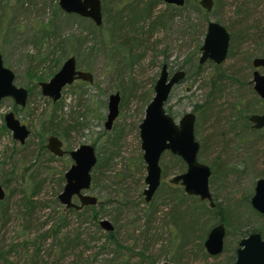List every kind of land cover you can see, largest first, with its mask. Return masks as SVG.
Segmentation results:
<instances>
[{
    "label": "rangeland",
    "instance_id": "1",
    "mask_svg": "<svg viewBox=\"0 0 264 264\" xmlns=\"http://www.w3.org/2000/svg\"><path fill=\"white\" fill-rule=\"evenodd\" d=\"M18 6L16 0H0V53L4 65L15 73V84L25 88L32 86L30 73L36 68L38 73L42 72L43 80H48L51 77V74L48 75L49 68L57 71L67 56L74 55L80 63L78 67L92 73L93 83L77 80L66 86L60 98L62 110L59 113L68 123L77 119L92 128L72 132L68 148L73 149L84 142H97L98 152L103 150L106 138H120L114 148L113 164L103 174L105 180H100L94 187L91 185L88 191L104 204L98 217L107 218L115 226L120 247L105 243L104 234L107 231L97 226L87 211L81 215L65 212L64 205L59 202L57 196L64 185V182L60 184V176L72 161L68 154L55 156L50 161L46 160V153L39 154V120L48 115L52 106L51 99L43 96L38 86L32 89L24 110L15 114L30 130L24 144L13 139L11 131L5 128L3 117L6 112L13 111L14 101L11 98L0 101V176L16 165L19 170L17 176L23 177L22 182H16L15 176L7 188L3 187L9 195V209L7 214H0V251L4 256L0 257V264H159L163 260L174 264H226L234 255L239 218L242 232L255 228L264 235V217L253 212L244 199L253 193L257 175L264 169V128L259 133L250 131L249 140L242 137L246 135L242 112L246 109L251 110L250 113L264 112V109L259 111L264 106V100L255 92L251 81L253 57L261 52L263 54L259 55L264 56L261 37L264 0H216L207 16L232 33L231 55L217 65L218 69L211 61L204 63L198 74L194 71L195 65H186L183 80L174 87L167 102L176 119L187 111L196 115L195 136L200 143L198 159L211 167L210 190L215 200L229 212L227 216L230 215L225 223L224 250L218 256H209L204 247L203 250L200 248L217 220L212 212L210 215L193 208L195 215L181 218L179 225L176 217H172L174 206H180L179 211L187 213L182 208L198 204L200 200L197 198L195 202L187 197L177 204L176 198L171 199L167 195L173 191L167 186L168 178L179 172L172 167L171 154L165 152L161 159L168 174L162 180L164 185L153 197L152 207H148L142 195L145 167L141 173L132 162L142 156L138 124L146 105L141 98L148 94L150 100L154 94L160 66L153 64V59L159 61L162 58L158 50L167 49L170 56L168 65L174 68L183 64L195 42L202 43L203 37L196 34L193 37L186 25H173L169 31L156 30L143 59L129 68L125 64H117L110 57L106 48L108 36L105 43L102 42L105 29L100 37V32L95 30L89 18L69 17L62 10L54 11V1L50 0H41L33 6L28 4L23 11ZM161 7L163 5L158 6ZM52 15L63 40L62 48H58L54 55L50 53L52 45L43 44L40 49L39 44L32 40L34 27L40 21H51ZM190 17L192 23H201L199 14L191 12ZM40 51L48 55L36 66L35 57ZM200 54L198 52L196 56ZM55 58L61 61L52 68ZM258 70L263 72L262 68ZM219 72L225 73L228 78L219 80L220 88L217 86L211 93L210 79ZM115 91L120 94L119 113L111 128L105 129L107 98ZM101 100L106 101L105 108L101 106ZM195 104L204 108L196 111ZM66 145L63 146L66 148ZM245 156L250 161L247 167L244 166ZM130 163L132 169L128 171L125 168L130 167ZM221 163L223 167L227 166V170L229 167L228 172ZM30 166V170H24ZM124 173L129 174L124 176ZM140 177L142 182H139ZM31 180L40 190L33 199V215L28 219L23 215L21 188L24 185L29 190L33 183ZM120 192H125L126 199L121 198ZM151 210L155 212L149 217ZM61 213L65 214L68 225L57 234L44 238L43 234L50 232L51 224ZM146 216L152 220L147 222ZM184 220H189L187 226ZM77 232L80 234L78 245L67 247L66 243Z\"/></svg>",
    "mask_w": 264,
    "mask_h": 264
},
{
    "label": "water",
    "instance_id": "2",
    "mask_svg": "<svg viewBox=\"0 0 264 264\" xmlns=\"http://www.w3.org/2000/svg\"><path fill=\"white\" fill-rule=\"evenodd\" d=\"M164 3L182 6L184 0H162ZM214 0H199L201 7L211 11ZM59 8L66 13L77 14L89 18L96 26L102 25L101 0H57ZM230 45V33L218 21L210 20L200 47L201 54L198 62L211 60L216 64L225 61ZM253 89L264 100V57L252 59ZM258 68H262L261 73ZM185 71L180 69L169 76L167 63L161 65L158 77L153 87L154 94L145 106L144 116L138 124L142 159L145 164V187L142 195L145 202H149L162 180L160 159L164 152L179 156L185 163L186 169L170 177L169 182L180 184L189 195L198 196L201 200H209L213 206L209 179L210 166L199 161L198 152L200 143L195 136V119L193 112L183 113L178 120L166 111L173 87L184 77ZM15 74L5 66L0 53V101L11 98L18 106L24 107L28 99V90L14 82ZM77 80L93 81L90 72L77 67L75 56H68L59 69L48 79L38 83L43 96L57 101L62 96L63 89ZM120 94L118 91L110 93L107 98V112L104 128L110 129L119 113ZM4 123L12 133V138L24 144L30 134L26 124L22 123L12 110L4 114ZM249 121L256 129L264 127V112L252 113ZM46 148L53 155L60 157L68 154L72 163L64 172V185L57 198L65 208L81 209L85 205L97 204V197L88 193L91 187V173L97 163L95 147L88 142L66 151L63 142L55 135L47 138ZM5 196L4 188L0 183V200ZM76 197L77 202L73 200ZM250 204L254 210L264 214V177L256 180ZM105 231H112L114 225L107 218L98 221ZM225 227L222 223L215 224L208 231L204 240V247L210 255H218L223 251ZM160 264H173L165 261ZM232 264H264V238L259 231H254L240 239V248Z\"/></svg>",
    "mask_w": 264,
    "mask_h": 264
},
{
    "label": "trees",
    "instance_id": "3",
    "mask_svg": "<svg viewBox=\"0 0 264 264\" xmlns=\"http://www.w3.org/2000/svg\"><path fill=\"white\" fill-rule=\"evenodd\" d=\"M16 1L19 3L18 8L20 9V11H23V8H25V6H27L28 4L33 6L34 4L41 2V0H36V1L28 0L29 2H27V0H16ZM50 1H54V7H53L54 11H58V10L60 11L61 10L59 8L56 0H50ZM215 3H216V0H214L213 6L215 5ZM159 5H163V7L158 8ZM101 6H102V18H105V21L102 20V25L96 26L92 20L89 19V21L91 22V24L93 25L95 30L100 32V37L102 35L103 30L105 29L104 30L105 31V33H104L105 37L103 38L102 42L105 43L106 36H108L109 41L107 43L106 48L110 52V57H112L117 62V64H125V65L129 66V68H131L134 64L140 62L141 59H143V57L145 56V54L149 48L148 43L150 42V39L153 37L154 32L156 30H167V31H169L172 29L173 25H177L178 27H182V26L186 25V27H188L190 29L189 31L191 32V35L193 37H194V34H196L197 36L204 37L206 27H207V23L209 22V17L207 15L210 13V11H207L201 7L199 0H184V4L182 6L164 3L162 0H101ZM191 12H194V13H197L200 15L201 18H199V19H200L201 23H198V24L192 23V19L190 17ZM67 16H69V17L76 16V17L81 18V16H79L77 14H73V13H70V14L67 13ZM87 20H88V18H87ZM56 28H57V25H56V22L53 18V15H52L51 21H40V23L34 27L35 31L32 34V40L34 42H36L37 44H39L40 49H41L40 46H43V44H47L48 47H50L49 45H52V49L50 50V53L53 55L55 54V52L58 48H62V42H63V40L60 39L61 38L60 34L57 32ZM261 37L264 41V29L263 28L261 29ZM58 39H60V40H58ZM55 40L57 42H54ZM231 41H232V33H230V43H231ZM201 45H202V43H200V41L198 43L196 41L195 45L193 46L192 51L188 53L187 57H185L183 64L178 65L177 67L179 69L184 70L186 65L193 64V65H195L194 71L196 74H198L200 72V70L202 69V66L204 65V64L201 65L198 63L199 57L196 56V54L198 52H200ZM230 49H231V45H229L227 57L229 55H231ZM109 52H108V54H109ZM158 52L161 53L162 58L159 61L156 59H153V64L157 63V65H159L161 68V65L163 63L168 64L167 61H168V58L170 56L167 53L166 48H164L162 50H158ZM39 53L40 54L35 57V60L37 63V64H35L36 66H38V64H41V61H45L44 59H46L47 55H48V53H45L43 51H40ZM259 54L262 55L263 53L262 52L256 53L255 57H264V56H260ZM62 55H65V54L62 53ZM69 56H71V55H69ZM2 57H3V55H2ZM255 57H253V58H255ZM60 61L61 60L55 58L54 59V65H52V68H55L56 67L55 65L59 64ZM76 64H77V67H78V64H80L77 59H76ZM214 67L216 69L219 68V66H217V65H215ZM79 69H81V68H79ZM49 70L50 71L48 72V75L51 74V76L56 72V71L53 72V70L51 68H49ZM81 70H84V69H81ZM85 71H88V69H86ZM88 72H90V71H88ZM227 78H228L227 75L223 72H219L216 77H211V79H210L211 80L210 83L212 86V90H210L211 93H213V91L215 90V88L217 86H219V88H220L221 83L219 82V80L227 79ZM30 80L33 83H32V86H30V87L27 86L29 95L32 92V89L34 87H38V83L40 81H43L42 72L38 73V68H36L32 73H30ZM88 83H90V82H88ZM91 83H93V81ZM215 97H216V94L214 95V98ZM148 100H149L148 94L142 95L141 101H142L143 105H146L149 102ZM102 102H101V106L104 107L106 104V101H102ZM50 104H51L52 108L49 111L48 115L44 116L43 118H41L39 120L40 121L39 122L40 127H39L38 132H37V134L40 138V142L38 144L39 145L38 146L39 154L43 155L44 153H46L48 156V158H46L47 161H50V159L55 157V155H53L51 152H49L46 148V142H47L48 136L55 135L58 138H60L63 142V145L65 143L67 144L66 148L64 147V149H66V151H69L72 149V148H68L70 146V145H68V142H69V139L71 137L72 132H78L80 130L86 129L87 127L92 128V127L88 126L85 121L80 122L79 120L75 119V120H73L72 123H68L66 120H64L59 113V111L62 110V105H61L60 99L57 101H54V102L52 100H50ZM263 104H264V101H263ZM261 107H262V109L260 108L259 111L264 109L263 105ZM165 108H166V111L173 116L171 109H170V106H168L166 104ZM202 108H204L203 105H198V104L194 105V109L196 111H199ZM21 110H24V108L16 105L15 103L13 104V112L15 114H18ZM250 111L251 110L246 109L242 112L243 113L242 122H243V127L245 129V130H243V132L246 133V135L245 136L243 135L242 137H243V139H247V140H249V137H251L250 131L253 133L261 132V129L254 128L252 126L251 122L249 121L250 114L260 113V112L253 111L252 113H250ZM261 113H262V111H261ZM105 119H106V115H105ZM3 127H4V125H3ZM5 128H6V126H5ZM46 136H47V138H46ZM119 139L120 138L117 136H115L114 138H106V140L104 142L105 145L103 144V147H102L103 150L102 151L99 150L98 152L96 150V152H97V163L94 166L92 173H91V176H92L91 185H92V187L96 186L100 180H105V178H103V174L105 171L109 170L113 164V159L115 158V154H116V151L114 150V148L117 147V140H119ZM262 139H264V137ZM262 143H264V142H262ZM92 145L96 149L97 142H94ZM262 145H264V144H262ZM163 154L161 156V159L163 158ZM246 154H249V152H246ZM249 156H250V154H249ZM171 158L173 159L172 160V167L174 169H177L179 171L184 170L185 164L180 157H178L174 154H171ZM161 159H160V165L162 168V180H163V178H165L167 176L168 171L166 170L165 165H163ZM245 160H246V162L244 163L245 164L244 166L247 167V165L248 166L250 165V163H249L250 161L248 159V156H245ZM132 162L135 166H137L138 170H140L142 173V170L145 167L142 156H140L136 160H133ZM217 165L220 166V164H217ZM221 166H222V168L227 170L226 165H224V167H223V165L221 163ZM131 167H132V165L130 163V167H126L125 169L126 170L128 169V171H131V169H132ZM31 168H32L31 166L26 167V168H24V170L27 171V170H30ZM18 171H19L18 166L13 165L11 170L4 172V175L0 176V178H1L0 183H1L2 187L7 188L10 185V183L12 182V180H14L15 176L17 177L15 179L16 182L18 180L22 182L23 177L21 175L17 176ZM228 171H229V167H228V170L226 172H228ZM129 173H124V176L128 175ZM257 176H259L258 178L264 176V169ZM60 180H61L60 184L62 182H64V174H61ZM31 181H33V180H31ZM139 182H142L141 177L139 178ZM164 183L165 182H161L160 186L164 185ZM167 186L169 187V189L173 190V191H170V193H168L167 195H170L171 199L176 198L178 200L177 204H181L184 201V199L187 197L193 198V200H195V202H196L197 198L194 196H189V195L185 194V192L181 186L172 185V184L171 185L167 184ZM101 188L102 187H100V190H101ZM39 190H40V187L38 185H36L34 183V181L31 184V187L29 190H26L24 188V185L21 188L22 207L24 208L23 215L28 219H31V217L33 215V209H32L34 207L33 199ZM251 195H249V196L247 195L244 198L245 201H247V203H249V208L253 212H255L257 215L264 217V214H260L252 208V206L250 204ZM121 198L126 199L125 192L123 194L121 193ZM8 199H9V195L5 193L4 198L2 200H0V214L1 215H5L8 212V209H9L8 204H7ZM152 200H153V198L149 202H146L149 204L148 207H152ZM103 207H104V204L97 201V204L84 206L81 210H75L73 208H69V209L65 210V212H73L77 215H81L83 213V211H87L89 213L90 217L92 218L93 222L98 226L99 225L98 224V221H99L98 216H99ZM178 207L180 208V206H178ZM182 207L183 206H181V208ZM177 208H176V206H174V208H172V211H173L172 217H179V220L181 218L187 219V217H192V215L194 216L196 211L193 208L201 210L202 212L206 211L210 215L212 212V215H215V219H217L216 221L219 220V221H223L224 223H227V220L230 217V215L227 216L228 211L225 208V206L223 207L222 204H220V203H216L214 208L209 207L208 203H206L204 201H199L198 204L192 203V204H190V206H185V208H182V211L187 210L188 211L187 213H183V212L179 211V208L177 210ZM154 212H155L154 210H151V212L148 213V216L150 217L152 215V213H154ZM177 212H180V213L178 216H175V214H177ZM222 214H223V216H222ZM149 217L146 216L147 222H150L152 220V218L150 219ZM188 222H189V220H184V225L187 226ZM68 223L69 222L66 220L65 214L61 213L55 219V221L51 224V226L49 228L50 232L49 231H48V233L45 232L43 234V237L47 238L50 235L57 234V232L61 228L66 227L68 225ZM177 224H178V222H177ZM188 226H191V224ZM250 231H259L262 234V237L264 238L263 232L261 230H256L255 228H250V229L244 230L242 232V230L240 229L241 234L248 233ZM104 235H105V243L107 245L114 246V244H115V245L119 246L118 239H117V233L115 232V226H114V229L112 231H107L106 234H104ZM79 237H80V234L77 232L75 237L72 240H68V242L66 243L67 247H72V246L78 245V243L80 241ZM84 244L87 245L88 244L87 241L84 240ZM101 247H103V246H101ZM200 248L203 250L202 244H201ZM0 257L4 258L3 252H1V251H0ZM226 264H229V261Z\"/></svg>",
    "mask_w": 264,
    "mask_h": 264
},
{
    "label": "flooded vegetation",
    "instance_id": "4",
    "mask_svg": "<svg viewBox=\"0 0 264 264\" xmlns=\"http://www.w3.org/2000/svg\"><path fill=\"white\" fill-rule=\"evenodd\" d=\"M210 21V20H209ZM206 32V31H205ZM204 38V37H203ZM200 53H201V49H200ZM208 61H211V60H206L205 62H203V63H199V64H204V63H206V62H208ZM211 62H213V61H211ZM214 63V62H213ZM215 65H219V64H216V63H214ZM167 69H168V72H169V76H171L174 72H176L177 70H180L177 66L176 67H174V68H170L169 67V65L167 64ZM183 80V78L174 86V87H176L181 81ZM174 87H173V89H174ZM172 89V90H173ZM28 90V89H27ZM28 96H29V92H28ZM54 102V101H53ZM21 107V106H20ZM263 113V112H262ZM16 117H18V116H16ZM19 118V117H18ZM175 118V117H174ZM20 119V118H19ZM176 119V118H175ZM176 120H178V119H176ZM20 121L22 122V120L20 119ZM23 123V122H22ZM252 124V123H251ZM28 127V126H27ZM264 128V127H263ZM261 129V128H260ZM64 147V146H63ZM199 151H200V148H199ZM166 152H169V151H166ZM165 153V152H164ZM199 153V152H198ZM172 154V153H171ZM177 156V155H176ZM179 157V156H178ZM184 162V161H183ZM185 164V163H184ZM185 169H186V165H185ZM184 169V170H185ZM210 169H211V167H210ZM184 170H182V171H179L178 173H181V172H183ZM178 173H176V174H178ZM175 175V174H174ZM211 175H212V169H211ZM173 176V175H172ZM211 177V176H210ZM169 179L170 178H168V185H171L172 183H170L169 182ZM161 182H162V180H161ZM172 185H179V186H181L180 184H172ZM209 186H210V184H209ZM182 187V186H181ZM183 188V187H182ZM184 190V189H183ZM185 192V191H184ZM210 192H211V190H210ZM185 194H187L186 192H185ZM187 195H189V194H187ZM211 195H212V192H211ZM189 196H194V197H196V198H198L200 201H204V202H206V203H208V205H209V207H211V208H214L215 207V205H216V203H218L217 201H215V198L213 197V195H212V200H213V202H214V205L213 206H211L210 205V201L209 200H201L198 196H195V195H189ZM73 200L74 201H76L77 202V199H76V197H74L73 198ZM85 206H87V205H85ZM84 207V206H83ZM82 207V208H83ZM81 208V209H82ZM64 209L65 210H67V209H69V208H65L64 207ZM74 209V208H73ZM81 209H79V210H81ZM76 210V209H75ZM176 216H178V215H176ZM176 219L178 220V225H179V218L178 217H176ZM218 223H222L223 225H224V227H226L225 226V223L223 222V221H216L212 226H214L215 224H218ZM99 224V223H98ZM212 226H211V228H212ZM210 228V229H211ZM209 229V230H210ZM251 232H254V231H250V232H248V233H244V234H241L240 233V218H239V220H238V225H237V232H236V237H237V239H236V247H235V250H234V255L230 258V260H229V264H232L234 261H235V259H236V257H237V250L240 248V239L241 238H243L244 236H247L248 234H250ZM208 233V232H207ZM206 236H207V234H206ZM225 236H226V228H225V235H224V239H223V241H224V245H225ZM206 238V237H205ZM205 240V239H204ZM203 243H204V241H203ZM224 245H223V250H224ZM203 247H204V244H203ZM204 249H205V247H204ZM205 251H206V249H205ZM223 252V251H222ZM221 252V253H222ZM206 253L209 255V256H218V255H220V254H218V255H210L207 251H206ZM165 261H168V262H171V261H169V260H163V261H161L160 263H162V262H165ZM159 263V264H160ZM171 263H173V262H171ZM174 264V263H173Z\"/></svg>",
    "mask_w": 264,
    "mask_h": 264
}]
</instances>
